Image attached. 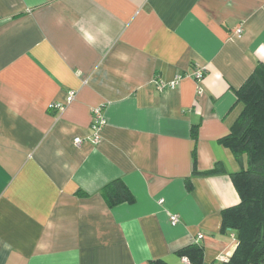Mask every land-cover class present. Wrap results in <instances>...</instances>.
Masks as SVG:
<instances>
[{"label": "crops", "instance_id": "crops-1", "mask_svg": "<svg viewBox=\"0 0 264 264\" xmlns=\"http://www.w3.org/2000/svg\"><path fill=\"white\" fill-rule=\"evenodd\" d=\"M257 62L264 0H0V264H192V243L227 264L239 195L227 173L192 175V151L197 171L240 169L219 139ZM113 179L133 203L107 207Z\"/></svg>", "mask_w": 264, "mask_h": 264}, {"label": "trees", "instance_id": "trees-1", "mask_svg": "<svg viewBox=\"0 0 264 264\" xmlns=\"http://www.w3.org/2000/svg\"><path fill=\"white\" fill-rule=\"evenodd\" d=\"M235 104L241 109L230 126L228 134L219 142L229 148L240 169L227 172L223 162L217 161L204 171L195 169L192 151V175L227 173L235 187L239 202L221 211V230H233L236 246L227 264H264V64L257 62L244 83L234 90ZM196 137V125L192 127ZM107 205L112 208L121 203H133L134 196L121 179H113L101 188ZM192 264H202V248L189 244L177 251ZM153 264H167L154 261Z\"/></svg>", "mask_w": 264, "mask_h": 264}, {"label": "built area", "instance_id": "built-area-1", "mask_svg": "<svg viewBox=\"0 0 264 264\" xmlns=\"http://www.w3.org/2000/svg\"><path fill=\"white\" fill-rule=\"evenodd\" d=\"M242 31L241 27H238L236 29V33L239 34ZM204 72L201 68H195L192 72V77L196 82H200L203 78ZM181 76H177L175 80L171 81L169 84L165 82H157V88L159 90L164 89L167 85H173L174 83L179 80ZM197 89L200 90V87L197 86ZM74 98V92L73 91H68L67 96H66V103H69L72 99ZM51 108H56V109H63L64 104H59V103H51L49 105ZM106 123V118L104 115V111L102 106H95L91 109V123H90V129H91V139L94 142L99 141L100 136H101V130L103 126ZM75 143H79L80 139L75 138L74 139ZM170 221L171 224H176L178 221L177 215L176 214H171L170 215Z\"/></svg>", "mask_w": 264, "mask_h": 264}]
</instances>
